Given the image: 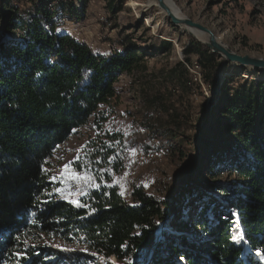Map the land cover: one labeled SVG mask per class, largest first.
I'll list each match as a JSON object with an SVG mask.
<instances>
[{
    "label": "trees",
    "instance_id": "1",
    "mask_svg": "<svg viewBox=\"0 0 264 264\" xmlns=\"http://www.w3.org/2000/svg\"><path fill=\"white\" fill-rule=\"evenodd\" d=\"M13 1L0 0V264H76L73 255L122 264L145 256L143 264H264V82L227 78L212 110L200 106L190 141L165 130L171 157L181 162L188 141L195 155L188 183L172 187L166 200L135 183L132 204L121 195L113 183L124 169L117 159L148 140L116 131L84 145L73 168L86 169L91 182L76 181L68 199L57 192L63 183L48 181V161L77 130L103 131L117 99L113 84L144 69L145 55L129 39L121 52L96 55L57 33L59 15L45 0H29L37 7L29 20ZM189 41L185 66L194 56L203 85L215 89L227 62ZM170 47L161 42L163 52ZM168 213L178 234L164 227L160 236ZM48 238L83 252L40 244Z\"/></svg>",
    "mask_w": 264,
    "mask_h": 264
},
{
    "label": "rangeland",
    "instance_id": "2",
    "mask_svg": "<svg viewBox=\"0 0 264 264\" xmlns=\"http://www.w3.org/2000/svg\"><path fill=\"white\" fill-rule=\"evenodd\" d=\"M148 1L45 0L46 10L59 15L57 33L67 34L76 42L85 44L96 55L121 52V45L126 43V39L131 41L133 48L145 55L144 69L123 75L113 84L117 99L103 131L96 134L92 125L88 124L59 145L54 156L48 161V181L63 183L64 193H70L68 199L73 197V191L78 188L76 181L69 180L67 175L61 176L63 166L69 161H74L77 156L80 157L82 148L89 141L104 139L106 133L116 131L138 134V138L146 136L148 140L145 147L140 148L139 145L117 159L124 169L113 175V183L121 195L132 204L130 186L135 183L142 186L151 196L161 201L166 200L172 187L180 188L189 181L185 174L191 169L190 162L192 156H195L189 137L193 135V126L199 116L200 106L203 105L211 111L220 99L219 89L221 90L229 77L239 79L238 84L244 80L264 82V71L226 64L218 73L215 89L204 86L201 70L196 65L194 56L191 57L193 65L188 67L185 66L183 54V50L190 43L189 37L200 43L178 26L172 25L158 7H147ZM171 1L186 19L210 30L237 55L264 60V0ZM129 3L138 6H128ZM13 4L20 8L25 20H29L34 8H37L32 6L29 0H14ZM110 6H113L112 12ZM69 11L72 12L70 16ZM161 42H169L171 45L166 53L161 49ZM233 88H237V85ZM168 127L176 136L189 140L183 146L178 144L186 152L181 162H177V158L171 157L164 148L166 137L162 134L166 133ZM152 130L160 131L153 139L149 136ZM170 141L177 142L172 139ZM72 170L76 171L73 166ZM52 177L57 179L54 181ZM179 199L176 198V203ZM170 218L172 219L171 214L168 213L165 221L169 219L170 222L160 223V236L164 227L165 230H171L172 234H178ZM40 244H47L62 254L83 252L76 244H66L55 238L41 240ZM73 257L78 260L76 264H122L114 258L105 260L98 255ZM145 258L146 256L138 259L136 264L145 263ZM63 262L74 264L69 260Z\"/></svg>",
    "mask_w": 264,
    "mask_h": 264
},
{
    "label": "water",
    "instance_id": "3",
    "mask_svg": "<svg viewBox=\"0 0 264 264\" xmlns=\"http://www.w3.org/2000/svg\"><path fill=\"white\" fill-rule=\"evenodd\" d=\"M157 6L159 9H161L167 19L170 20L171 24L174 26H178L180 29L182 25L188 27L192 30L200 31L207 36V41L205 43L200 42L197 40L194 36H192L191 33L184 31L185 33H188L192 37H194L201 45L205 46L212 54H215L216 56L225 59L227 64L234 65L238 68L242 69H253V70H261L264 71V60L260 58H253L249 56H239L237 55L233 50L229 48L226 44L218 43L216 41V38L214 34L204 28L203 26L196 24L192 22L190 19H186V17L182 20H179L170 10L164 5L162 0H157ZM182 30V29H181ZM183 31V30H182ZM192 168L189 169L191 172Z\"/></svg>",
    "mask_w": 264,
    "mask_h": 264
},
{
    "label": "bare ground",
    "instance_id": "4",
    "mask_svg": "<svg viewBox=\"0 0 264 264\" xmlns=\"http://www.w3.org/2000/svg\"><path fill=\"white\" fill-rule=\"evenodd\" d=\"M162 2H163L164 5L170 10V12H172V14H174L179 20H182V19L185 18V16H184L183 14L179 13V12L175 9V6L173 5V3H172L171 0H162ZM157 3H158L157 0H149V1L147 2V7H154V6L158 7V6H157ZM128 6H138V4H135V3H129ZM159 10H160V12H161L162 15L166 16L165 13H164L161 9H159ZM181 29H182L183 31H187V32L191 33L192 36H194V37H195L197 40H199L200 42L205 43V42L207 41V36H206V34L200 32V31L189 29L188 27H186V26H184V25H182ZM214 36H215V35H214ZM215 38H216V41H217L218 43H222V44H223V42L220 41L219 38H217L216 36H215ZM236 70H237V69H236Z\"/></svg>",
    "mask_w": 264,
    "mask_h": 264
},
{
    "label": "snow or ice",
    "instance_id": "5",
    "mask_svg": "<svg viewBox=\"0 0 264 264\" xmlns=\"http://www.w3.org/2000/svg\"><path fill=\"white\" fill-rule=\"evenodd\" d=\"M79 159L80 157L77 156L74 161H69L67 164H65L61 171V176L67 175L69 180L79 181L80 183H90L91 177L86 174L87 173L86 169H85V173L83 174L72 170L73 164L75 163V161H78ZM52 179L55 181L57 177H52ZM57 191H63V189H57ZM72 202L77 204V206H80L78 201H72ZM233 239H237V237H233ZM239 239H243V237H239ZM65 251L67 250L65 249Z\"/></svg>",
    "mask_w": 264,
    "mask_h": 264
}]
</instances>
